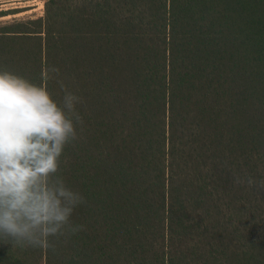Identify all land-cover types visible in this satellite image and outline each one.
Here are the masks:
<instances>
[{
	"label": "trees",
	"instance_id": "obj_1",
	"mask_svg": "<svg viewBox=\"0 0 264 264\" xmlns=\"http://www.w3.org/2000/svg\"><path fill=\"white\" fill-rule=\"evenodd\" d=\"M49 65L83 101L61 172L83 227L0 264H264V0H45L0 24V68Z\"/></svg>",
	"mask_w": 264,
	"mask_h": 264
},
{
	"label": "clouds",
	"instance_id": "obj_2",
	"mask_svg": "<svg viewBox=\"0 0 264 264\" xmlns=\"http://www.w3.org/2000/svg\"><path fill=\"white\" fill-rule=\"evenodd\" d=\"M59 76L55 65L41 69L39 82L0 68V243L55 251L82 230L71 217L86 199L61 172L65 150L79 139L83 101ZM53 80L59 100L47 84Z\"/></svg>",
	"mask_w": 264,
	"mask_h": 264
},
{
	"label": "rangeland",
	"instance_id": "obj_3",
	"mask_svg": "<svg viewBox=\"0 0 264 264\" xmlns=\"http://www.w3.org/2000/svg\"><path fill=\"white\" fill-rule=\"evenodd\" d=\"M45 0H0V24L43 15Z\"/></svg>",
	"mask_w": 264,
	"mask_h": 264
}]
</instances>
